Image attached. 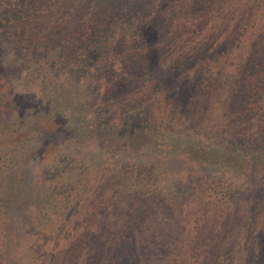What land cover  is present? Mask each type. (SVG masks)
<instances>
[{
  "label": "trees",
  "instance_id": "trees-1",
  "mask_svg": "<svg viewBox=\"0 0 264 264\" xmlns=\"http://www.w3.org/2000/svg\"><path fill=\"white\" fill-rule=\"evenodd\" d=\"M0 264H264V0H0Z\"/></svg>",
  "mask_w": 264,
  "mask_h": 264
},
{
  "label": "rangeland",
  "instance_id": "rangeland-1",
  "mask_svg": "<svg viewBox=\"0 0 264 264\" xmlns=\"http://www.w3.org/2000/svg\"><path fill=\"white\" fill-rule=\"evenodd\" d=\"M153 61L155 60L153 59ZM152 64L154 65L155 62ZM31 74H33V77H38L33 78L36 81H39L41 78H47V74L41 70L31 71ZM49 78L50 80H47L43 85L40 86L39 84H37L36 87H31L33 89L32 94L35 95V98L37 100H42L48 105L57 106L58 99L55 98V93L57 91L58 93L63 95L64 99L67 101L66 105L69 106L70 110H72L73 108V111H71V116H73L78 122L82 121L83 125H88L87 123H85V119L88 118V116H86L80 108H77V103L80 102V104H84L86 108L91 106L93 102L98 100V89L96 87H91V84L89 82H75L74 85L73 82H70L69 84L71 88L68 89V85L65 86V80L62 75H58L56 77L49 76ZM59 88H62L63 91ZM76 88L80 91H77ZM23 92L29 94V91H27L26 89H23ZM73 153L76 154V152ZM76 157L78 161L83 160L85 158V154L83 152H78ZM28 173L26 172V174Z\"/></svg>",
  "mask_w": 264,
  "mask_h": 264
}]
</instances>
